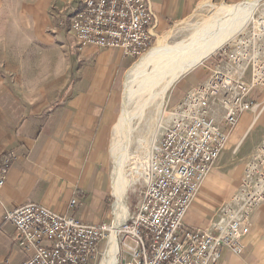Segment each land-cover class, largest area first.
<instances>
[{
    "label": "crops",
    "instance_id": "1",
    "mask_svg": "<svg viewBox=\"0 0 264 264\" xmlns=\"http://www.w3.org/2000/svg\"><path fill=\"white\" fill-rule=\"evenodd\" d=\"M241 1L148 0L156 34L204 2ZM78 7L79 0H0V167L6 156L10 158L0 187V264H24L31 256L19 244L15 226L4 219L8 210L28 202L92 224L116 220L107 144L119 114L121 83L134 58L120 48L80 44L61 27L60 20L72 16ZM199 76L184 80L176 97L190 91ZM263 96L264 92L261 98L253 95L256 109ZM260 116L255 120L260 129L258 145L264 136ZM225 158L223 151L213 170ZM236 177L233 183L226 178L222 184L219 175L208 174L191 202L186 223L211 229L234 194L226 196L240 186ZM213 183L224 189L216 201L210 198ZM72 199H77L73 207ZM242 242L245 248L240 254L223 248L219 264L223 253L228 255L225 264H264V202L253 212Z\"/></svg>",
    "mask_w": 264,
    "mask_h": 264
},
{
    "label": "built area",
    "instance_id": "2",
    "mask_svg": "<svg viewBox=\"0 0 264 264\" xmlns=\"http://www.w3.org/2000/svg\"><path fill=\"white\" fill-rule=\"evenodd\" d=\"M59 25L80 44L120 48L134 59L157 39L148 0H79ZM206 80L188 91L171 111V123L155 146L144 174L141 198L119 227L92 224L60 214L38 202L8 210L4 219L31 253L24 264H94L101 244L116 235L121 264H219L223 248L244 251L242 237L264 202V136L246 162L239 189L223 205L211 229L185 219L206 175L228 143L240 116L253 111L252 92L264 86V14L218 50ZM10 158L0 167L5 183ZM77 204L72 199L70 206Z\"/></svg>",
    "mask_w": 264,
    "mask_h": 264
},
{
    "label": "rangeland",
    "instance_id": "3",
    "mask_svg": "<svg viewBox=\"0 0 264 264\" xmlns=\"http://www.w3.org/2000/svg\"><path fill=\"white\" fill-rule=\"evenodd\" d=\"M247 0L241 1L244 2ZM232 4L237 3H216V2H204L202 3L191 15L186 17L185 19L176 22L172 25H170L166 30H163L157 34V39L154 41L152 47L140 58L133 59L130 62L129 69L126 72L124 81L121 83V91H120V97H119V114L116 121L115 131L114 133L109 135V141L107 144V149L110 150L112 163L114 162V156H113V147L115 142L118 140L119 132L117 130V123L119 122V119L123 113V110L125 106H127L128 111H136V107L139 102H141L140 98L143 100L146 96V98L149 96L147 91L146 94H143L141 96H135L131 99V101H128L127 105H125V96L126 92H128L129 87L132 88H139V83L137 85L135 84L136 81H126L127 74L130 72V70L146 55L148 54L151 49L154 47V45L157 43L158 40L162 37V35H165L167 33H170V37L167 41L168 47H175L180 46L182 44H185L192 35V27L193 26H201L202 22L205 20H209L211 16L215 14L217 9H219L222 5H229V6H236ZM240 4V3H239ZM238 5V4H237ZM259 14H264V0H260L255 12L254 16H258ZM253 16V17H254ZM199 23V24H198ZM172 45V46H171ZM218 59V52L217 50L209 55L207 58L202 60L199 64H197L195 67L181 75L174 84L169 88L168 93L166 95L165 104H163V107H158L157 100H155L154 103L151 105H148V108L146 107L144 115L141 117H136L133 119L131 124V137L129 141V147L128 151L130 153V158L128 159V163L125 167V172L129 178H131V173L135 172L136 170L141 171L142 174L138 181L133 183L131 186L128 187L125 195L124 202L126 204V207L128 208V213H132L135 210L136 205L138 204L140 198H141V191L143 190V186L145 185V179L144 174L147 173L148 163L152 157V154L155 151V146L157 145V142L162 137L165 129L170 125L171 123V111L174 108V106L178 103V101L186 94L182 95L179 99L176 97V93L179 89V87L184 83L188 77L191 75L199 73L200 76L197 77L196 84L199 82H203L207 79L209 76V69L213 63ZM148 71L154 74V66L151 65L148 67ZM169 74L167 73L164 75V77L158 81L155 86L152 88L151 93H156L159 91V89L165 84V82L169 78ZM190 81H193L192 79ZM128 82V84H127ZM138 82V81H137ZM131 83V84H130ZM133 84V85H132ZM127 85V86H126ZM194 85V86H195ZM193 85L190 87H194ZM154 91V92H153ZM264 92V86H260L258 88H255L252 92V95L254 97H260L262 96ZM142 96H144L142 98ZM264 99V96L262 100ZM261 100V99H260ZM133 101V102H132ZM132 102V103H129ZM262 103L258 108H254V112L251 111V114H246L247 117L244 118L243 121L240 122V119L238 123L231 129V131L228 134V143L223 150L224 153L226 152V158L223 161V163L220 164L219 168L216 170H213V168L210 170L208 174L216 173L219 175V178L223 184V179L228 178L229 182L233 183L235 179L238 176L240 178V185L241 181L244 175L246 162L248 160V157L251 155V151L258 145V142L260 141V129L257 127V122L255 123V120L260 115L263 117L264 120V100L261 101ZM130 104V105H129ZM261 110V111H260ZM263 111V112H262ZM260 116V117H261ZM243 123V124H242ZM242 124V125H240ZM241 126V127H240ZM239 130V131H238ZM262 141V140H261ZM255 145V146H252ZM223 153V152H222ZM221 153V154H222ZM149 154V158L146 159V155ZM250 154V155H249ZM147 156V157H148ZM221 156V155H220ZM146 162V163H145ZM140 167V169H138ZM114 168V163L112 164V169ZM207 174V175H208ZM206 175V176H207ZM112 178H113V170H112ZM225 183V182H224ZM215 185V183H213ZM212 185V194L210 193V198L213 200H217V196L221 193L222 194V188H220L219 185ZM238 188L230 192L229 195L226 197L233 195ZM116 197H113L112 200L114 201ZM111 203V202H108ZM115 207H116V200L114 202V213H115ZM110 239V238H109ZM119 245V241H118ZM108 245L106 242H103L101 244V253L99 254L97 260L94 264H101L105 252L107 250ZM120 250L121 247L119 245V253L117 254L116 258L118 259L117 264H121V257H120ZM228 259V255L226 253H223L221 264H225Z\"/></svg>",
    "mask_w": 264,
    "mask_h": 264
},
{
    "label": "bare ground",
    "instance_id": "4",
    "mask_svg": "<svg viewBox=\"0 0 264 264\" xmlns=\"http://www.w3.org/2000/svg\"><path fill=\"white\" fill-rule=\"evenodd\" d=\"M259 2L260 0H247L234 7L222 5L217 9L213 17L211 16L209 20L203 21L201 26H193L191 38L180 46L168 47L167 41L171 34L167 33L162 35L151 51L127 74L126 81H136V85L139 81L140 83L137 89L132 88L134 86L133 84L132 87H129L124 97L125 105L133 97L146 94V91L149 96L147 98L145 96L143 100L140 98L141 102L138 103L136 111L134 112L128 111L129 109L127 110V106H125L117 123L119 136L112 148L114 156L112 186L113 194L116 197L115 226L119 227L122 221L127 218L128 208L124 202L126 191L129 186L139 180L142 174L141 171L136 170L131 173L132 176L129 178L125 172V167L130 158L128 147L133 119L143 116L146 107L148 108V105L154 103L155 100H157L158 107H163L168 90L174 82L181 75L213 54L247 26L252 20ZM151 65L154 66V74L148 71V67ZM167 73L170 74L165 84L158 92L155 93L153 91L154 93H151L155 84ZM148 155H146V159L149 158ZM118 253V239L116 235H113L108 242V247L101 264H117L118 259L116 256Z\"/></svg>",
    "mask_w": 264,
    "mask_h": 264
}]
</instances>
